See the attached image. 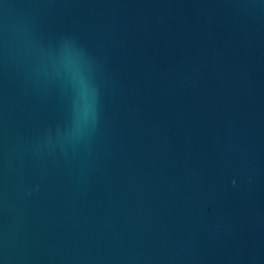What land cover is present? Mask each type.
I'll return each instance as SVG.
<instances>
[{"label":"water","instance_id":"95a60500","mask_svg":"<svg viewBox=\"0 0 264 264\" xmlns=\"http://www.w3.org/2000/svg\"><path fill=\"white\" fill-rule=\"evenodd\" d=\"M0 264H264V0H0Z\"/></svg>","mask_w":264,"mask_h":264}]
</instances>
